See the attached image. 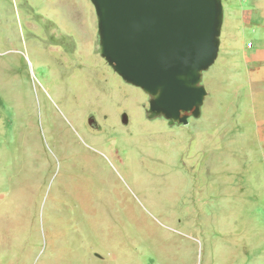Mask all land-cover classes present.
I'll list each match as a JSON object with an SVG mask.
<instances>
[{
	"label": "rangeland",
	"instance_id": "obj_1",
	"mask_svg": "<svg viewBox=\"0 0 264 264\" xmlns=\"http://www.w3.org/2000/svg\"><path fill=\"white\" fill-rule=\"evenodd\" d=\"M222 1L202 116L172 126L91 0H0V264H264V0Z\"/></svg>",
	"mask_w": 264,
	"mask_h": 264
},
{
	"label": "water",
	"instance_id": "obj_2",
	"mask_svg": "<svg viewBox=\"0 0 264 264\" xmlns=\"http://www.w3.org/2000/svg\"><path fill=\"white\" fill-rule=\"evenodd\" d=\"M91 1L102 57L124 81L149 95L150 119L187 126L191 118H201L208 96L203 73L221 48L223 1Z\"/></svg>",
	"mask_w": 264,
	"mask_h": 264
},
{
	"label": "flooded vegetation",
	"instance_id": "obj_3",
	"mask_svg": "<svg viewBox=\"0 0 264 264\" xmlns=\"http://www.w3.org/2000/svg\"><path fill=\"white\" fill-rule=\"evenodd\" d=\"M97 21H98V19H97ZM97 27H98V25H97ZM101 51V50H100ZM105 59V58H104ZM105 62H106V59H105ZM108 63V62H107ZM108 65L110 66V64L108 63ZM111 67V66H110ZM112 68V67H111ZM113 69V68H112Z\"/></svg>",
	"mask_w": 264,
	"mask_h": 264
}]
</instances>
